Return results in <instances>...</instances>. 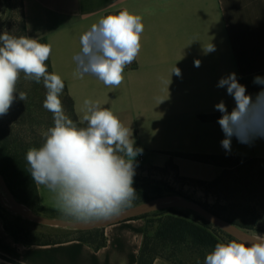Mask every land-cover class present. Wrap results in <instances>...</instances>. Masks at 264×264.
Here are the masks:
<instances>
[{
	"label": "crops",
	"instance_id": "1",
	"mask_svg": "<svg viewBox=\"0 0 264 264\" xmlns=\"http://www.w3.org/2000/svg\"><path fill=\"white\" fill-rule=\"evenodd\" d=\"M23 3L26 36L45 39L51 45L52 73L62 77L78 120L85 99L99 101L102 107L109 108L125 126L131 127L135 146L143 149L136 157L143 167L164 169L172 162L181 177L212 181L223 167L191 156L264 159V137L242 144L233 136L229 153L220 143L224 133L217 123L219 117H201L221 114L214 109L221 100L229 111L235 106L226 89L217 87L221 77L231 72L238 79L264 76V0H23ZM124 9L140 15L144 29L140 52L124 69L122 83L113 88L93 75L75 76L73 56L80 50L81 34L102 17ZM211 43L215 51L206 53L204 49ZM196 60L200 61L199 67L195 66ZM175 66L181 70L180 76L171 75ZM36 185L41 204L59 210L54 194L45 186ZM130 208L88 222L39 216L74 229L104 227L107 242L98 249L73 237L52 243L24 244L5 230L0 218V264H137L145 221L134 218L143 212L124 214ZM79 223L86 226H75ZM153 264L171 263L156 258Z\"/></svg>",
	"mask_w": 264,
	"mask_h": 264
},
{
	"label": "clouds",
	"instance_id": "2",
	"mask_svg": "<svg viewBox=\"0 0 264 264\" xmlns=\"http://www.w3.org/2000/svg\"><path fill=\"white\" fill-rule=\"evenodd\" d=\"M143 29L142 17L127 9L102 17L80 36V50L73 56L74 75H93L107 87H118L124 69L140 52ZM204 51L213 52L215 46L211 43ZM51 52V45L36 38L0 33V117L15 99H27L26 92L16 95L21 73L25 79L43 81L47 89L43 107L53 114L54 126L41 133L40 147L26 153L33 182L52 192L57 208L76 221L112 217L136 199L134 161L143 149L135 146L131 127L99 101H83L79 123L66 115L60 99L64 81L55 72L49 73L46 64ZM194 63L200 66L199 60ZM173 73L180 76L181 70L175 66ZM253 83L261 86L255 98L235 72L218 80L217 87L225 88L235 101L231 111L223 100L214 105L221 113L217 123L224 133L220 143L226 152H231L233 136L242 144L264 137V112H259L264 76H255ZM204 264H264V236L217 243Z\"/></svg>",
	"mask_w": 264,
	"mask_h": 264
},
{
	"label": "trees",
	"instance_id": "3",
	"mask_svg": "<svg viewBox=\"0 0 264 264\" xmlns=\"http://www.w3.org/2000/svg\"><path fill=\"white\" fill-rule=\"evenodd\" d=\"M19 31L18 37L26 36V23L24 12L17 20ZM46 43L45 39L39 40ZM47 44V43H46ZM49 73H52L50 58L46 61ZM256 74L246 78L239 79L246 86L248 94L253 93L256 84L253 83ZM65 99L72 112L74 121L79 120L74 111L73 100L67 94L64 88ZM254 97V96H253ZM263 104H261V108ZM261 108L259 112L261 111ZM258 112V119H259ZM221 114H205L203 119H212L220 117ZM84 126V125H82ZM42 144H36L26 141L19 136H15L5 126L0 125V175L3 177L6 186L14 198L28 206L36 215L47 218H59L75 221L65 216L61 211L45 207L41 204L36 183L33 182L29 173V166L26 161V153L29 148L40 147ZM192 158L223 167L222 173L212 181L191 179L181 177L185 180H191L197 185L216 186L228 176V160H236V163L243 161H264L261 158H244L216 155H193ZM167 168L176 169L172 163H168ZM165 167V168H166ZM249 186V184H248ZM136 190V199L132 206L148 202L154 198L163 197L160 193L156 197H150L145 193H140L139 188L133 183ZM244 188L240 193H249L247 196H241L237 200L227 202H216L217 204H206L194 200L183 193H176L181 197L192 201L201 206L214 216L236 226L245 232H263L264 233V193L259 194L254 186ZM264 190V188H262ZM172 193L171 188L168 190ZM174 193V192H173ZM252 194V196L250 195ZM145 195V196H143ZM261 197V198H260ZM131 206V207H132ZM129 208V207H128ZM126 209V208H125ZM6 208L0 203V218L3 219L5 230L16 240L24 244L33 243H52L55 240H33L29 238L30 232L17 223L11 224L6 218ZM134 218H142L145 221L144 236L141 248L138 254L137 264H153L156 258H163L171 264H204L206 254L210 253L217 243H227L233 239L240 240L220 226L216 225L198 211L186 207L167 206L156 210L142 213ZM154 229V232L151 231ZM74 239H78L95 249L104 246L107 242L104 227H94L90 229H74Z\"/></svg>",
	"mask_w": 264,
	"mask_h": 264
},
{
	"label": "rangeland",
	"instance_id": "4",
	"mask_svg": "<svg viewBox=\"0 0 264 264\" xmlns=\"http://www.w3.org/2000/svg\"><path fill=\"white\" fill-rule=\"evenodd\" d=\"M22 12H24L23 0H0V33L8 32L10 35L18 37L17 20ZM260 90L261 86L256 85L252 97L254 96L253 98H255ZM20 91L27 93V99L25 101L15 99L8 113L0 117V125L5 126L15 136H19L26 141L43 144L44 141L41 133L54 126L53 114L43 107L47 89L44 87L43 81L36 83L33 80L25 79L23 73H21L17 83V96ZM64 97L63 90L60 99L64 111L69 118L74 120ZM261 104H263V107L260 112H264V101H261ZM227 165L229 166L227 168L229 173L226 179L222 180L216 186L205 185L202 187L191 180L181 178L173 168H145L135 158V175L133 180L134 184L139 188V192H144L145 195L150 197H156L160 193L164 195L163 197L167 195L180 196L176 193H183L194 200L209 205L217 204L216 202L233 201L241 196H247L249 193L246 192L243 194L240 191L247 190L244 188H250L249 186H254L253 189L255 191H252V193H264L262 189L264 188V161L249 160L236 163V160L233 159L228 160ZM170 188L174 193L168 192ZM250 195L252 196V194ZM155 199L158 198L152 200ZM5 213L7 220L11 224L17 223L29 230V238L33 240H59L71 238L75 235L74 228L65 225L44 224L26 218L13 211L6 210ZM153 232L154 229L151 233ZM249 234L255 237L264 236L263 232H252Z\"/></svg>",
	"mask_w": 264,
	"mask_h": 264
},
{
	"label": "bare ground",
	"instance_id": "5",
	"mask_svg": "<svg viewBox=\"0 0 264 264\" xmlns=\"http://www.w3.org/2000/svg\"><path fill=\"white\" fill-rule=\"evenodd\" d=\"M0 200L2 201V203L7 208H9L13 212H16V213H18V214H20L26 218H29V219H32V220H35V221H38V222H41L44 224H61V222H56V221L44 219V218H41V217L33 214L24 204L18 202L13 197L11 192L9 191V189L6 186V183H5V181L1 175H0ZM162 205L193 207V208L201 211L202 214H204V216H206L207 218H209L210 220H212L213 222H215L216 224H218L219 226H221L222 228H224L225 230H227L228 232L235 235L236 237H238L241 240H247L250 237H255L253 235L247 234L246 232L240 230L239 228H237L233 225H230V224H228L222 220L215 218L214 216H212L211 214L201 210L199 207L192 204L191 202L185 200L184 198H182L180 196H176V195L158 198V199H155L152 201L142 203L138 206L131 207L127 212L125 211L124 214H130L131 215L132 213L147 212V211L154 210V209H156ZM100 224H101V222H100ZM75 226H86V224L85 223H79V224H76Z\"/></svg>",
	"mask_w": 264,
	"mask_h": 264
},
{
	"label": "water",
	"instance_id": "6",
	"mask_svg": "<svg viewBox=\"0 0 264 264\" xmlns=\"http://www.w3.org/2000/svg\"><path fill=\"white\" fill-rule=\"evenodd\" d=\"M12 194V193H11ZM168 196H172V195H167V197ZM14 197V196H13ZM183 198V197H182ZM185 199V198H184ZM187 200V199H186ZM190 202H192V201H190ZM0 203L3 205V207L4 208H6V209H8V210H10L9 208H7L3 203H2V201L0 200ZM193 204H195V205H197L196 203H194V202H192ZM23 204V203H22ZM167 206H172V205H162V206H160V207H158V208H156V209H159V208H163V207H167ZM197 206H199V205H197ZM174 207H186V208H191V209H194V210H196L195 208H193V207H190V206H174ZM202 210H204L205 212H207V213H209V214H211L210 212H208V211H206L205 209H203L201 206H199ZM156 209H154V210H156ZM31 210V209H30ZM10 211H12V210H10ZM32 211V210H31ZM152 211V210H151ZM196 211H198V210H196ZM148 212V211H147ZM199 212V211H198ZM143 213H145V212H143ZM200 214H202L201 212H199ZM203 215V214H202ZM212 216H214L213 214H211ZM37 216H39V215H37ZM204 216V215H203ZM41 217H43V216H41ZM206 217V216H205ZM215 218H217V219H219V220H222V219H220V218H218V217H216V216H214ZM44 218H46V217H44ZM207 218V217H206ZM48 219H50V218H48ZM207 219H209V218H207ZM210 220V219H209ZM210 221H212V220H210ZM222 221H224V220H222ZM213 222V221H212ZM224 222H226V221H224ZM213 223H215V222H213ZM226 223H228V222H226ZM216 224V223H215ZM228 224H230V223H228ZM216 225H218V224H216ZM230 225H232V224H230ZM219 226V225H218ZM234 226V225H233ZM221 227V226H220ZM236 227V226H235ZM222 228V227H221ZM224 229V228H223ZM225 230V229H224ZM241 230V229H240ZM227 231V230H226ZM243 231V230H242ZM245 232V231H244ZM230 233V232H229ZM247 233V232H246ZM247 234H249V233H247ZM233 235V234H232ZM235 236V235H234ZM236 237V236H235ZM238 238V237H237ZM241 240V239H240Z\"/></svg>",
	"mask_w": 264,
	"mask_h": 264
}]
</instances>
